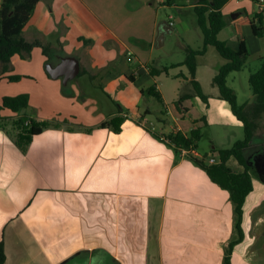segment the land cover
I'll return each mask as SVG.
<instances>
[{
	"label": "crops",
	"instance_id": "crops-1",
	"mask_svg": "<svg viewBox=\"0 0 264 264\" xmlns=\"http://www.w3.org/2000/svg\"><path fill=\"white\" fill-rule=\"evenodd\" d=\"M194 6L193 0L36 4L23 34L47 51L36 45L30 57L13 56L0 80V103L4 96L27 93L29 115L57 125L34 134L23 150L16 141V113L1 112L4 264H225L226 258L230 264H264V145L251 142L245 150L256 176L251 170L253 189L243 205L241 235L230 191L160 138L200 127L203 137L211 134L213 146L205 156L198 142V158L210 163L219 161L216 149L234 144L220 140L219 126L242 124L219 89L204 86V79L214 84L226 63L213 45L197 56L196 79L208 102L195 94L188 67L174 66L185 57L166 60L157 53L175 31L174 23L157 44L160 23L174 19L157 9L184 13ZM222 12L227 24L219 37L234 48L242 38L248 43L244 68L256 53L262 59L264 36H256L246 20L258 12L257 0H227ZM192 28L182 30L184 50L193 47ZM200 39L193 48L203 46V34ZM67 57L79 60L80 72L65 82L56 69ZM255 70L249 68L248 79ZM16 75L18 80L9 79ZM231 87L240 104L254 100L251 87L246 102ZM182 97L183 111L175 105ZM118 115L124 117L119 131L102 125Z\"/></svg>",
	"mask_w": 264,
	"mask_h": 264
},
{
	"label": "trees",
	"instance_id": "trees-1",
	"mask_svg": "<svg viewBox=\"0 0 264 264\" xmlns=\"http://www.w3.org/2000/svg\"><path fill=\"white\" fill-rule=\"evenodd\" d=\"M40 0H2L0 6V80L2 75L9 68L13 56L20 54L22 57H30L31 52L36 45L43 47L47 51V46L42 45L40 41L30 42L23 34V29L29 22L36 4ZM170 1V0H169ZM227 0H193L194 11L197 14V22L203 34V46L201 48L185 47L186 56L184 60L177 65H186L190 71L191 83L195 94L208 102L206 95L199 81L196 79L197 56L206 51L208 45H213L217 51L226 59V63L218 70L214 77V84L218 87L220 98L226 100L232 109L236 118L242 122L244 127L243 137L234 142L231 147L216 149L218 151L219 161L216 163H207L203 158H198L192 154L188 158L194 160L203 167L213 181L223 188L230 191L232 200L235 204L237 214V228L242 235V215L243 205L247 195L253 189L250 165L245 150L250 146L254 137V131L257 129L256 120L264 113V56L261 59L260 67L251 72L249 82L254 94V100L247 104L238 102L237 93L227 81L228 75L233 71H239L244 68L248 55L249 47L247 41L242 38L237 48L231 47L225 40L219 37L220 31L226 26L227 22L222 12V7ZM252 25L256 36H264V14L257 12L253 19L246 18ZM170 67H166L168 71ZM162 70H159L160 73ZM19 75L9 76L10 80H18ZM160 98V96L157 94ZM184 97L178 99L175 103L178 110H186L183 105ZM29 95L21 93L17 95L4 96L0 103V122L5 120L1 112L4 109H10L16 113L14 120L15 128L18 130L16 135L17 144L26 150L31 142L32 136L43 129L56 123L50 121H37L29 115ZM124 117L118 115L103 126L112 127L119 131ZM169 143L174 146L177 153L181 155L182 149H196L198 142L203 137L200 127H196L189 134L182 131L166 135ZM235 161V162H234ZM233 162V163H232ZM6 254L3 241H0V264H4ZM225 264H230L226 258Z\"/></svg>",
	"mask_w": 264,
	"mask_h": 264
},
{
	"label": "rangeland",
	"instance_id": "rangeland-1",
	"mask_svg": "<svg viewBox=\"0 0 264 264\" xmlns=\"http://www.w3.org/2000/svg\"><path fill=\"white\" fill-rule=\"evenodd\" d=\"M126 8V7H125ZM118 10L119 6H118ZM159 10V13L161 16L168 18L170 14H173V21L175 23V31L168 36V43L167 48H162L160 50H157V53L166 60H181L186 56L185 50L182 48L184 43V38L187 37V35L182 32L183 28L187 25H193V28L189 31V33L194 35L192 38V46L198 47L202 39H200V36H202L201 29L196 26L194 29V22L196 21L197 14L193 9H187L184 13H179L177 9L174 8H163V9H157ZM123 12V15L128 16L130 12L120 10ZM190 34H188L190 36ZM197 35V36H196ZM199 36V38H198ZM260 37V36H258ZM262 37V36H261ZM170 45V46H169ZM170 47V49L168 48ZM261 65V58L260 55L256 53V59L254 58L253 61H251L247 68H244V70L234 72L228 77V84L230 86H234L238 93H239V100L241 102H246L249 99L248 94L250 92V82L247 78V74L249 72V68L258 69ZM204 86L206 90H212V89H218L217 86L213 84V81L209 83V81L204 79ZM251 93H253L251 91ZM148 99H151L152 102L156 103L161 107V105L158 102V99L155 96H149ZM257 122V129L254 131V137L252 139V143L255 146H262L264 145V113L260 118L256 120ZM12 127V126H11ZM13 129V127L11 128ZM244 134V127L242 124L236 122L235 124H228L226 126H219V131L217 135L220 137V140L225 138L227 141V146H230L233 142L243 137ZM228 137V138H227ZM228 139H231L232 143L230 144L228 142ZM211 134L206 133V135L199 141V150L200 153L206 156V152L208 154L212 153V142H211ZM228 143L230 145H228ZM256 176V171L252 170V175Z\"/></svg>",
	"mask_w": 264,
	"mask_h": 264
},
{
	"label": "water",
	"instance_id": "water-1",
	"mask_svg": "<svg viewBox=\"0 0 264 264\" xmlns=\"http://www.w3.org/2000/svg\"><path fill=\"white\" fill-rule=\"evenodd\" d=\"M174 29L170 21L165 19L158 26V36L156 42L162 45L167 33L172 32ZM57 75L63 76L66 81L76 77L80 72V63L76 57H67L56 69Z\"/></svg>",
	"mask_w": 264,
	"mask_h": 264
},
{
	"label": "built area",
	"instance_id": "built-area-1",
	"mask_svg": "<svg viewBox=\"0 0 264 264\" xmlns=\"http://www.w3.org/2000/svg\"><path fill=\"white\" fill-rule=\"evenodd\" d=\"M257 4H258V11L259 12H261V13H263L264 14V0H257ZM170 19H172V16H170ZM170 23H171V25H173L174 24V22L172 21V20H170ZM162 140H166V141H168L169 142V138H167V136H162V137H160ZM189 154H192V155H194V156H196V157H198L200 154L198 153V149L196 148H194V149H191V150H188V149H182V153H181V155H185V156H187V155H189ZM217 161H216V159L215 158H211L210 159V163H216Z\"/></svg>",
	"mask_w": 264,
	"mask_h": 264
},
{
	"label": "flooded vegetation",
	"instance_id": "flooded-vegetation-1",
	"mask_svg": "<svg viewBox=\"0 0 264 264\" xmlns=\"http://www.w3.org/2000/svg\"><path fill=\"white\" fill-rule=\"evenodd\" d=\"M251 163L254 165L255 161L253 159H250Z\"/></svg>",
	"mask_w": 264,
	"mask_h": 264
},
{
	"label": "bare ground",
	"instance_id": "bare-ground-1",
	"mask_svg": "<svg viewBox=\"0 0 264 264\" xmlns=\"http://www.w3.org/2000/svg\"><path fill=\"white\" fill-rule=\"evenodd\" d=\"M256 193V192H255Z\"/></svg>",
	"mask_w": 264,
	"mask_h": 264
}]
</instances>
